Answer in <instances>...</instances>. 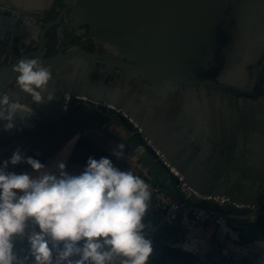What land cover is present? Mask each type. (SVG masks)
<instances>
[{
    "label": "water",
    "instance_id": "95a60500",
    "mask_svg": "<svg viewBox=\"0 0 264 264\" xmlns=\"http://www.w3.org/2000/svg\"><path fill=\"white\" fill-rule=\"evenodd\" d=\"M47 1L45 8L53 0ZM59 1L64 8L54 21L43 28L29 25V31L38 29L36 44L0 66V92L15 80L13 68L21 59H38L52 73L54 100L36 105L35 115L23 122L18 114L16 121H56L64 113L66 94L110 104L141 125L193 191L228 197L242 210L253 206L264 186V164L251 155L264 159V58L258 63L264 50V0ZM0 7L45 17L44 7L26 9L5 0ZM67 10L89 28L103 53L71 47L46 54L47 30L61 24ZM6 16L0 15V24L15 36ZM18 99L27 100L23 93ZM199 99L209 103V124L188 129L186 107ZM213 100L228 106L229 124L218 109L224 120L219 131Z\"/></svg>",
    "mask_w": 264,
    "mask_h": 264
},
{
    "label": "clouds",
    "instance_id": "9594fccd",
    "mask_svg": "<svg viewBox=\"0 0 264 264\" xmlns=\"http://www.w3.org/2000/svg\"><path fill=\"white\" fill-rule=\"evenodd\" d=\"M19 90L0 92V123L16 129V117L35 115L19 93L38 107L54 100L52 73L38 59H21L13 68ZM66 100L71 98L66 94ZM123 145L113 155L123 156ZM26 163L32 173L9 172ZM55 170L27 157L18 148L0 167V264H147L152 240L143 223L150 186L131 171H121L108 158L87 160L79 174ZM26 245V248L22 246Z\"/></svg>",
    "mask_w": 264,
    "mask_h": 264
},
{
    "label": "crops",
    "instance_id": "0c3cea01",
    "mask_svg": "<svg viewBox=\"0 0 264 264\" xmlns=\"http://www.w3.org/2000/svg\"><path fill=\"white\" fill-rule=\"evenodd\" d=\"M212 103L213 118H211L219 131L220 124L224 122L222 120L223 117L226 118L225 122L227 124L230 123V118L226 111L228 106L225 101L221 103L213 100ZM208 105L207 100L199 99L192 104L191 100L189 101L186 108L190 113L186 114L184 120L188 129L198 123L200 126H208V115L206 113ZM218 109L224 111L223 117L219 115ZM90 110L91 112L87 113H72L68 118H66L64 111L61 117L54 121L55 127L50 122H38L32 125L19 122L24 133L0 148V167L3 166L5 161H9L13 152L19 148L25 158L31 157V153L45 155L41 163L50 170H55L56 165L59 162H63L66 165L65 171L70 174H79L84 166L81 158L85 152L76 146V141L82 137L98 146L109 154L111 158H116L112 154L113 150L122 144L124 146L123 156L118 160H123L124 163L128 164L124 169L125 171L133 172L150 186L153 197L163 200H180L183 198L184 195L178 187V179L170 172L160 157L154 153L152 148L145 143L143 136L138 130L133 129L128 123L126 124L119 116L94 108ZM56 137L57 139H55ZM58 137L66 138L65 145L64 138L63 142V139L61 140V146L54 148V142H59ZM46 138L48 140H45ZM67 144L70 145L67 146ZM55 149L57 151L53 153ZM70 154L75 157V160H68ZM144 156H153L154 165L157 170L161 169V171L158 173L154 171L149 165L150 163H145L142 160ZM163 166L167 168L166 171L162 169ZM8 171L20 174L24 172L32 173L33 170L26 163H20L15 166L9 163ZM228 214L227 217L233 218L225 219V224L220 228L218 237L225 241L227 248H232V244L235 242L234 238L238 237L240 239L242 255L238 258L232 256V254L230 256H222L220 253L214 252L210 254H193L191 251H181L175 248L172 242L179 239L178 234L181 231L180 223L177 222L161 232L159 236L161 243L153 250L147 264H248L246 260L253 258L255 254L264 253V187L253 206L240 211L232 209V212ZM242 216L250 218L249 223L239 224L238 219ZM252 218L257 219L254 222ZM197 232L206 242L209 241V237L205 232L200 231V229H197ZM170 241H172L171 244ZM164 247L176 251V255L171 257L165 254L163 251Z\"/></svg>",
    "mask_w": 264,
    "mask_h": 264
},
{
    "label": "built area",
    "instance_id": "2783aa9c",
    "mask_svg": "<svg viewBox=\"0 0 264 264\" xmlns=\"http://www.w3.org/2000/svg\"><path fill=\"white\" fill-rule=\"evenodd\" d=\"M97 48L100 49L98 45L96 46ZM139 133L142 134L145 143L152 148L154 153L160 157L170 172L178 179V187L184 195L180 200H163L151 196L143 223L146 237L152 240L153 250L161 243L159 237L161 232L179 222L181 226V231L178 234L179 239L173 242L170 241V244L172 242L175 248L181 251H191L193 254H210L214 252L220 253L222 256H230L232 254L236 258L240 254L242 255L240 251L242 245L238 237L234 238L235 242H233L232 248H227L225 241L218 237V232L229 215L221 210V206L223 203L227 205L231 203L230 198L215 195L206 196L193 192L184 182L181 174H178L174 168L168 165L167 160L159 153V150L156 149L140 127ZM192 197H195L196 203L192 201ZM235 205L237 211L243 209V206ZM228 212H232L230 207ZM197 229L205 232L209 237V241L206 242L198 234ZM22 247L26 248L27 246L23 245ZM114 264H119V261H115Z\"/></svg>",
    "mask_w": 264,
    "mask_h": 264
},
{
    "label": "rangeland",
    "instance_id": "374dc122",
    "mask_svg": "<svg viewBox=\"0 0 264 264\" xmlns=\"http://www.w3.org/2000/svg\"><path fill=\"white\" fill-rule=\"evenodd\" d=\"M16 2L19 3V0H14L13 4H15ZM10 3H11V1H10ZM46 8L45 7L43 8L44 11H45ZM5 12L11 13V14L6 16L5 14H3ZM0 15L1 16H6L8 18L7 21L9 23V25L14 27L16 29V32H17V34L15 36H13L12 35V30L8 29L7 27H6V29H4L5 26L0 24V30L2 31L1 34H0V66H1V65H6L13 58L14 54L17 53L18 50H27V49L33 47L36 44V39L33 37V34H35L36 37H37L38 29L36 31V29H34V27H33V29L31 28V31H29L28 27L33 22L35 24H37L38 23L37 22L38 19H37V17H35L33 15L24 14V13H17L15 11H10V10L4 9L2 7H0ZM0 23H3L2 18L0 19ZM21 27L22 28L25 27V29L24 30H20ZM60 29H61V27H59V29H53L49 33V36L47 37V44H48L47 48H46V53L47 54L52 52L51 50H52V44L53 43L56 45L58 40H62V38H61V30ZM58 30L60 32L59 36L57 34ZM67 30L71 31L72 33H74L76 31V29H74L73 26H69ZM8 32H10L11 35H12V38L10 40L12 42V44H13L12 48L9 46V42L7 41V39H5V37H4L5 36L4 34H6V33L8 34ZM63 37H64L63 40L66 41L68 36H66V34L63 33ZM26 38L31 39L30 40V44H27V45L23 46L21 44V40L25 39L24 41H27ZM96 45H98V44H96ZM12 85H16L15 80L12 82ZM69 97L71 99L68 100V103H67L68 107H67V110L65 111L66 118H68L72 113H75V112H80V113L91 112L90 109L94 108L96 110H101L102 112H105V113L108 112L110 114L119 116L120 118H122L124 120V122L126 124L128 123L133 129H136L139 132V127L140 126L135 124L134 122H132L128 115H126V116L123 115L122 111L117 109V108H115L114 106L113 107H109V106L105 105L103 102H99V101H96V100H93V99H88V98L82 99L79 96H74V95H69ZM50 123L54 124V121H50ZM55 126L56 125L54 124L53 127H55ZM51 129H53V128H51ZM23 133L24 132L22 131V127L20 126L19 122H17V121H16V129L11 131V132H5L3 130L2 123H0V148H2L3 145L6 144V143L9 144L11 141H13L14 139L18 138ZM64 138L65 137H63V138L58 137L59 142L58 141L54 142L55 143V147L54 148H56L58 146H61V140L63 139L62 140V142H63ZM55 139H57V137ZM45 140H48V139L46 138ZM65 142H66V138H65V141H64V145H65ZM68 145H70V144H67V146ZM68 149L71 150L70 147H68ZM56 151L57 150L55 149L53 151V153L56 152ZM30 156H31V158L37 159L40 162L45 157V155H43V154L40 155L38 153H31ZM152 157L153 156H150V157L144 156L142 160L145 163H150L149 165H151L153 170L158 173L159 171H161V169L157 170V167L154 165V163L152 161V159H153ZM110 159H111L112 163L114 164V166L117 167L118 169H120L121 171H123L126 168V166L128 165L126 162L124 163L123 160L120 161L117 158H110ZM68 160H75V157L70 154ZM162 169L164 171L167 170V168H165L164 166H163ZM228 209H229V207H227L226 203H223L222 206H221V210L224 213L228 214L229 213ZM227 218H233V217H227ZM252 219L255 222L257 218H252ZM248 221H250V218L244 217V216H242L240 219H238V223L242 224V225L249 223ZM223 224H225V223H223ZM246 262L248 264H264V253L255 254L253 258L246 260Z\"/></svg>",
    "mask_w": 264,
    "mask_h": 264
},
{
    "label": "flooded vegetation",
    "instance_id": "af4514ba",
    "mask_svg": "<svg viewBox=\"0 0 264 264\" xmlns=\"http://www.w3.org/2000/svg\"><path fill=\"white\" fill-rule=\"evenodd\" d=\"M5 2H7L8 4L14 6L13 3H9L7 0H5ZM24 1H20L19 3H23ZM27 6L26 9H30V8H34V9H42L43 7H45L48 4L47 0L44 1H40V0H30L29 2H27ZM64 5L61 4V2L59 0H53L50 3V6H48L45 11H44V15L45 17H40V16H35L37 17V25L39 26V28H43L44 25H46L49 22L54 21L57 16L61 13V11L63 10ZM70 10H67L66 12H64L61 15L60 21L61 24H58L56 26H53L51 28H49L47 30L46 33V48H47V37L49 36V33L51 32V30L53 29H59V27H61V38L62 40H58L57 44L55 45L54 43L52 44V52L47 54V55H54L56 54L59 50L65 51L68 48L71 47H80V48H84L88 51H98V52H102L103 50L101 46H99L100 49H96V41L93 39L89 28L86 25H79L77 23V19H75L74 17H70L69 16ZM69 26H73L74 29H76V31L74 33H72L71 31H68V27ZM8 28V26H7ZM25 27H21L20 30H24ZM59 30L57 31L58 36L59 34ZM63 33L66 34L67 40H63ZM33 37L36 39V35L33 34ZM32 37V38H33ZM25 39L21 40V44L27 45L30 44V40L29 38H26L27 41H24ZM65 42V43H64ZM264 58V50L260 56V58L258 59V63H260ZM249 70L252 69V66L248 67ZM251 78V75H250ZM236 115V114H235Z\"/></svg>",
    "mask_w": 264,
    "mask_h": 264
},
{
    "label": "bare ground",
    "instance_id": "6f19581e",
    "mask_svg": "<svg viewBox=\"0 0 264 264\" xmlns=\"http://www.w3.org/2000/svg\"><path fill=\"white\" fill-rule=\"evenodd\" d=\"M9 3H10V1H11V3H14V0L12 1V0H7ZM20 1H24L23 3H15L14 4V6L16 7V6H18V7H23V8H26V6H27V2H29L30 0H19V2ZM8 4V3H7ZM8 5H10V4H8ZM12 6V5H11ZM4 29H6V27L4 28ZM8 29H10L9 27H8ZM1 30H0V34H1ZM5 36V39H7V41L8 42H10V40H11V33L10 32H8V34L6 33V34H4ZM96 44H99V43H97L96 42ZM102 47V46H101ZM106 48H107V51H109V52H112V49L108 46V45H106ZM235 77L236 76H234L233 75V78L235 79ZM4 92H8V93H10V94H16V93H18L19 92V90H18V88H17V86L16 85H12V83L10 84V85H8L7 86V88L5 89V91ZM19 95H20V93H19ZM19 95L18 96H16V97H14V98H18L19 97ZM26 95V94H25ZM74 96H76V95H74ZM80 98H82V99H85V98H87V97H84V96H79ZM26 98H27V100H24V101H20L21 103H23V104H28L29 105V107H31L32 108V110H33V112L35 113V107H36V104H31V98L30 97H28L27 95H26ZM89 99V98H88ZM67 103H68V100H66V99H64V101H63V105H62V109H63V111H66L67 110ZM105 105H107V106H109V107H113L112 105H110V104H107V103H104ZM122 114L123 115H125L126 116V114L125 113H123L122 112ZM130 120L132 121V122H134L135 124H137V125H139L140 126V128H141V125L139 124V123H137L135 120H132L131 118H130ZM108 127V126H107ZM108 129V128H107ZM110 129V128H109ZM109 131V130H108ZM244 148V147H243ZM156 149H157V147H156ZM159 153H161L160 151H159ZM161 155L162 156H164L162 153H161ZM251 155L257 160V161H259L260 163H263L264 164V159H262L261 157H259L258 155H255L253 152H251ZM165 158V157H164ZM167 160V159H166ZM167 162H168V165L171 167V168H174L173 166H174V161H168L167 160ZM175 171L178 173V174H180L176 169H175ZM194 192V191H193ZM198 194V193H197ZM230 201H231V199H230ZM228 205H230L229 207L231 208V209H235V207H236V205H235V203H229Z\"/></svg>",
    "mask_w": 264,
    "mask_h": 264
},
{
    "label": "trees",
    "instance_id": "16d2710c",
    "mask_svg": "<svg viewBox=\"0 0 264 264\" xmlns=\"http://www.w3.org/2000/svg\"><path fill=\"white\" fill-rule=\"evenodd\" d=\"M76 146L82 150H84V155L81 158V161L83 162L84 166L81 170V172L84 170V168L86 167L87 164V160L91 157L96 159L97 161L102 158H108L110 159L111 157L109 156V154H107L106 152H104L102 149H100L98 146H96L95 144L91 143L90 141L80 137L77 141H76ZM111 160V159H110ZM80 172V173H81ZM168 248L164 247L163 251L165 252V254L173 257L176 255V251H172L169 250Z\"/></svg>",
    "mask_w": 264,
    "mask_h": 264
}]
</instances>
